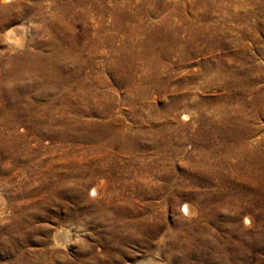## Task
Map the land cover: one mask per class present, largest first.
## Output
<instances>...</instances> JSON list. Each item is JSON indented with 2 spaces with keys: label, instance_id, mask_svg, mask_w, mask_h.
<instances>
[{
  "label": "rangeland",
  "instance_id": "1",
  "mask_svg": "<svg viewBox=\"0 0 264 264\" xmlns=\"http://www.w3.org/2000/svg\"><path fill=\"white\" fill-rule=\"evenodd\" d=\"M226 2L227 0H201L198 5L193 0H12L11 15L0 13V51L5 50L3 52L10 55L28 51L32 54L42 53L47 57L50 53L48 45L53 47L59 45L56 41H61L66 49L71 40L74 44L70 46L77 47V52L86 59L85 63L90 67H85V71L91 72L93 78L91 82L88 81L89 88L84 93V100L72 103L75 109L53 111L44 116L37 112L38 116L37 113L34 115L36 119L18 117L15 113L0 115V139L4 140L6 147L10 143L9 150H0V180L13 184L9 190L0 186V201L2 200L3 205H11V194H28L24 199L16 201V209L13 211V215L25 219L27 211H19L18 207H22L20 204L30 205L47 200V194H41L36 185L40 182L41 170H47L52 162L56 168L58 166L56 171L61 170L60 164L78 160L82 164L85 163L84 165H94V171H103V174L95 173L93 182L86 187V194L95 199H101L103 193L118 189V177L125 178L126 189L131 186V176L136 177V180L138 178L139 182H144L143 187L153 186L155 183H170V180L162 176L163 173L181 176L182 171L186 169L188 158L202 157L203 153L208 151L207 144L202 142L203 136L198 133L200 120L210 130L214 129V124H224L240 130V140L264 156V0H233L228 4ZM245 10L252 12L242 16ZM234 13L242 17L235 19ZM184 17L197 19L194 31L199 40L194 44L192 41L189 46L178 47L174 46L177 41L170 35L172 48L163 46L154 51L157 55L161 54L158 62L155 59L153 64L140 58L132 62L125 61L123 65L119 63L118 66H122L119 72L117 57L139 50L135 43L141 36L140 24L158 26L170 33L172 29L184 25ZM55 20L59 22L55 23ZM64 24L66 28L63 30ZM85 24L90 41L83 45L82 41L86 37L83 31ZM10 26L17 27L20 40L13 45V49L8 50L6 46L10 45V42L4 34ZM180 36L184 34L180 33ZM200 36L203 37L202 40ZM131 43H134V46H131ZM131 70L132 79H123ZM123 71L124 73H121ZM25 80L29 82L34 78L27 75ZM251 80L254 82L252 86ZM251 87H255L257 92ZM74 90L75 87H71L70 91ZM173 100L179 101L180 104L176 109L169 110ZM197 101L200 103L198 107ZM60 122H68L69 125L61 131L63 133L71 130V125L75 122L83 127L89 126L85 131L88 137L75 138L72 142L61 139L56 131ZM94 133L95 138L92 136ZM217 139L216 136L210 138L217 154L225 157L222 152L224 147H221ZM227 143L231 145L230 141ZM242 157L244 155H238V158ZM113 161H118L125 170L117 171L111 168ZM178 184L175 186L183 188ZM92 187H96L95 193L90 192ZM57 203L59 206L61 203V210H64V205L69 209L73 208L72 204H65L62 200H57ZM180 206L177 205L176 211L167 208L166 212L159 214L154 222V235L151 239H145L148 244L140 246L127 241L121 247L122 253L113 260L104 255L106 247L99 237L102 235L101 226L91 227L64 221L62 226L69 229L71 238L65 241L66 246L56 245L55 248L67 256L77 254L81 248L80 253L84 258L87 257L89 264H136L147 258H153L162 264H182L176 249V260L170 259L168 262L165 253L169 250L166 249L165 241L161 240L166 220L172 223L174 217L184 215ZM60 207L51 204L48 214L42 211L40 217L31 219V223L41 227V232H30V240L22 247L24 251L32 253L33 250L34 253L36 248L40 250L44 246L45 243L41 242L46 238L51 239L58 223L49 214L58 210L61 212ZM4 216L0 213V233L5 228ZM17 221L18 219L13 218L12 224L15 226L19 223ZM207 229L213 233L212 228ZM216 232L220 237L214 241V237L208 236L205 249L198 253L192 250L186 264H264V245L258 242L253 234L246 239L245 244L238 245L236 238L233 239L234 243L225 241L224 230ZM155 250L160 255L156 254Z\"/></svg>",
  "mask_w": 264,
  "mask_h": 264
},
{
  "label": "bare ground",
  "instance_id": "2",
  "mask_svg": "<svg viewBox=\"0 0 264 264\" xmlns=\"http://www.w3.org/2000/svg\"><path fill=\"white\" fill-rule=\"evenodd\" d=\"M11 1L12 0H0L1 14L9 13L11 15ZM193 1L196 3L201 2V0ZM232 1L233 0H227L226 4L231 3ZM251 12L252 11L245 10L242 16L251 14ZM242 16L237 13L233 14L235 19H238ZM74 19H76V17ZM196 20V18L184 17V25L172 29L173 31L170 33L162 30L158 26L149 27L146 24H140L141 29H139V31L141 36L138 37L139 39L135 43L137 45L135 47L139 50L133 53L129 52L128 54H120L116 61L117 69L119 67V72L122 69V66H118L120 65L119 63L123 65L125 64V61L132 62L138 58L144 59L145 62L153 64L155 59L158 62L159 56H161V54L157 55L156 52H154L155 49L163 46L172 48V39L177 41L174 43V46L178 47H184L187 45L189 46L192 41L194 44L197 40H199L197 34L194 31V25L197 23ZM54 22L58 23L59 20H55ZM62 28L64 30L66 28V24H64ZM86 28L87 27L85 24L83 31L85 32L84 35H86V37L82 41L83 45L85 43H89L90 41V38L87 36ZM198 28L200 29V27ZM180 33H183L184 36H180ZM202 33H200V35ZM4 35L10 42V45L6 46L8 50L13 49V45H16V43H18L20 40V33L18 32L17 27L14 26L8 27ZM170 35L173 36L172 39L170 38ZM169 38L171 39L170 41ZM202 38L203 37L200 36L201 40ZM67 41H69V39ZM56 42L57 44L59 43V45L53 47L48 45L50 48V53L47 55V57H45V55L42 53L32 54L28 51L15 52L11 55L3 52L5 50L0 51V115H14L15 113L18 117L27 116L30 119H36L37 117L35 118L34 115L37 112H40L44 116L53 111L69 110L74 108L72 107V103H76L77 100H84V93L87 92L86 90L89 88L88 81L91 82L93 78L91 72L86 73L85 71V67L89 68L90 66L85 63L86 59L83 58L82 54L77 52L78 48L75 46H70L74 44L73 41L70 40V45L67 46L66 49L63 47L61 41ZM62 42L64 44L65 39ZM131 46H134V43H131ZM136 48L134 49L136 50ZM121 73H124V71ZM128 74L129 75L124 76L123 79H129L130 77V79H132V70L130 72L128 71ZM27 75L32 76L34 80L27 82L25 80L27 79ZM120 80L122 79L120 78ZM250 83L252 86L254 83L253 80H251ZM70 86L75 87L76 90L70 91ZM243 88L245 89V87ZM237 90L239 91L238 88ZM238 91H235V93ZM208 102L209 101H207V103ZM178 104H180L179 101L173 100L169 105V110L176 109ZM198 104L200 103L197 101V107L200 106ZM36 115L38 116V113ZM67 123L60 122L57 125L58 129L56 128V131L61 139L72 142L75 138L83 139V137H88L85 131L89 126L83 127V125H78L79 123L75 124L76 122L71 125L72 129L67 133L61 132L68 128L69 125ZM203 123L204 122L200 120V124L198 125V133L203 136V139H201L202 142L207 144L208 151L206 150L207 152L203 153L202 157L188 158V163L185 165L186 169L182 171L181 176L176 177L170 173H163L162 176H164L166 180H170V183H155L153 186L151 185L148 187H143L144 182H139L140 180H138V178L136 180V177L134 178V176H131L133 178L129 181L131 186L129 189H126V181H124L125 178L121 179L118 177L116 178V181L118 182V189L116 187V189L112 188L113 192L110 191L106 194L103 193V198L95 199L89 197L86 194V187L89 183L93 182V175L95 173L103 174V171H94L92 169L94 165L92 167L90 164L84 165L85 163L82 164L78 162V160L77 162L74 161V163H69L67 161L68 164H60L59 169L61 170L59 171H56L58 166L56 168L53 162L50 164L51 166L48 167L47 170L42 167L43 170L40 169L41 174H39L40 182H38L36 188L37 190L41 191V194L46 193L48 198L47 200L45 199L44 202H33L32 204L30 203V205H23L17 202L22 206L18 207L19 211H27V217L25 219L13 215V211L16 209V201L28 196V194H11L10 198L12 196V202L10 206L3 205L2 200L0 201V213L5 215L3 219L4 221L6 220L4 224V231L0 233V264H89L88 259H86L87 257L84 258L80 253L82 250L81 248L77 254H74L73 256L68 255L69 257L63 251L55 248L56 245H60L62 247L66 246L65 241L71 238L69 229L62 226L64 225V221L67 220L70 223L87 224L91 227L101 226L102 235L99 237L100 239L102 238L103 244L106 247L104 255H106L110 260H113L114 258H117L118 254L122 253L121 247L127 241L136 243L140 246L143 244H148V241L145 239H151V237L154 235V229L156 227L154 225L155 219L159 217L160 213L162 215V212H166L167 208L176 211L178 204L181 205L180 208L184 215L174 217L172 223L166 220L165 227L163 228L164 232L161 238L162 241H165L166 249L169 250L165 253L168 262L170 259L176 260L174 252V249H176L179 252L178 259H181L182 264H186L189 262L188 258L190 257L191 251L195 250L197 253L202 252L207 244L206 238L211 236L212 238L214 237V241H216L215 238L218 236L220 237V234L216 231L220 230L225 231L224 237H226L225 241L228 243L233 242V239L236 238V243L238 245L245 244L246 239L248 240V237L253 234L255 239L258 242H262L261 244L264 245V156L255 148L247 146L245 142L243 143L240 140V130L227 127L224 124V126L214 124V129L210 130V128L207 129L208 126L206 125V128ZM92 136L95 138V133ZM215 136L218 138L217 140L219 141L220 145H222L221 147H224L223 151L222 149L221 151L225 154V157L220 156L221 154H217L216 148L214 149V143L212 144L210 138ZM110 139L111 138H109V140ZM3 141L0 139V150H9L10 143L9 146L6 147L7 144H4ZM228 141H230L231 145H228ZM128 143L126 142V144ZM98 149H100V147ZM239 154L244 155V157L238 158ZM76 156L77 155H75V157ZM62 159L61 162L64 160ZM54 162L57 163V161ZM47 164L48 163H46V165ZM149 166L150 165H148V167ZM111 168H114L117 171L125 170L120 166L118 161H113ZM55 172L60 174H56ZM39 178L37 177V179ZM151 179L154 180V178ZM163 181L165 180L163 179ZM176 183H179L183 188L176 187ZM0 186L6 188V190H9L13 187V184L11 185V183L8 181L0 180ZM95 191L96 187H92L90 190L91 193H95ZM57 200H62L65 204H72L73 208L69 209L66 207L67 205H64V210H61V203L59 206V202L57 203ZM23 203H27V201H24ZM51 204L54 206L57 205L61 210V212L58 210L57 212L49 214V216L51 218H55L58 223L56 229H54L51 239L49 240V238H46L44 242H41L45 243L44 246L40 250H37L36 248L34 253L33 250L32 253L31 251H24L22 247L25 246V243L28 242V240H30V232L34 233L41 230V227L31 223V219H37L40 217L42 215V211L44 213L47 212L48 214L49 210H51ZM28 208H30L32 212ZM13 218L18 219L19 221V223L15 226L12 224ZM29 227L31 229H29ZM207 227H209L210 230L212 228V234L207 229ZM196 237H198V241L195 243ZM256 245L259 246V243ZM214 248H216V245ZM171 249L173 251H170ZM155 253H158L157 250H155ZM104 255L102 254L101 256L104 257ZM97 263L98 262H96V264ZM136 264H162V262L159 263L153 258H147L145 260H141V262L139 261Z\"/></svg>",
  "mask_w": 264,
  "mask_h": 264
}]
</instances>
